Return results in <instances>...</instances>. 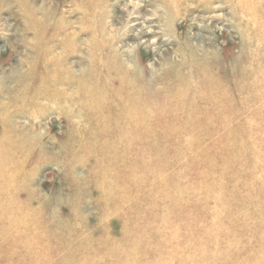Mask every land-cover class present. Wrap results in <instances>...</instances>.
Returning <instances> with one entry per match:
<instances>
[{"label":"bare ground","instance_id":"obj_1","mask_svg":"<svg viewBox=\"0 0 264 264\" xmlns=\"http://www.w3.org/2000/svg\"><path fill=\"white\" fill-rule=\"evenodd\" d=\"M146 1L163 9L153 33L180 42L152 69L148 50H125L138 36L123 31L119 10L108 35L96 9L79 73L41 46L37 92L72 102L65 118L75 139L65 155L91 167L103 222L93 230L67 222L34 205L24 187L16 198L12 186L21 185L33 154L7 131L0 134L5 264H264V7L260 0ZM226 5L238 37L217 48L209 28ZM19 88L27 98L25 81Z\"/></svg>","mask_w":264,"mask_h":264},{"label":"rangeland","instance_id":"obj_2","mask_svg":"<svg viewBox=\"0 0 264 264\" xmlns=\"http://www.w3.org/2000/svg\"><path fill=\"white\" fill-rule=\"evenodd\" d=\"M220 2L211 0L208 4L217 6ZM260 4L264 7V0ZM141 6L149 10L144 17L134 13ZM97 8L105 13L102 25L108 35L115 29L114 14L123 11V31L138 36L127 42L125 50L133 52L134 47L148 50L145 63L150 69L164 50L180 44L166 33H153L163 26L159 20L163 9L146 0H0V134L12 131L26 139L33 154L20 170L21 185L12 186V190L18 191L16 198H24L21 190L24 187L34 198V205L64 217L67 222L76 220L91 230L103 222L97 182L91 180V167L85 161H69L65 155L66 145L75 139L65 118L66 107L73 104L58 97L57 92H37L41 88V69L37 63L43 45L44 55L55 56L62 69L79 73L76 62L86 55V42L91 40L87 25L96 20ZM194 13L189 18L195 26L206 29L204 23L195 20ZM120 22L117 27H121ZM40 31H44L45 41H41ZM209 31L217 48L238 37L230 5H226L224 16ZM259 52L264 55V48ZM28 75L30 79L26 78ZM22 80L26 83L27 98L20 94ZM57 89L72 90L68 85ZM0 264L5 261L0 260Z\"/></svg>","mask_w":264,"mask_h":264}]
</instances>
